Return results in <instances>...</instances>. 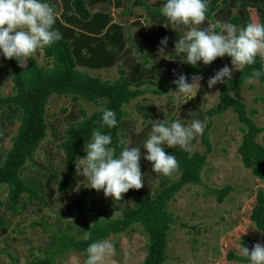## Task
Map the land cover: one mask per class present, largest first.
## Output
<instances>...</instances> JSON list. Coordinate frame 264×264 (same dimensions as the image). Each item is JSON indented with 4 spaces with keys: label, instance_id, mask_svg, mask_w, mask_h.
<instances>
[{
    "label": "rangeland",
    "instance_id": "1",
    "mask_svg": "<svg viewBox=\"0 0 264 264\" xmlns=\"http://www.w3.org/2000/svg\"><path fill=\"white\" fill-rule=\"evenodd\" d=\"M135 1H130L126 14L114 6L110 10L113 21L125 27L128 43H139L140 49L135 51L139 61L154 70V80L163 78L172 81L180 73L185 74L191 65L182 62L181 57L174 52V42L180 33L172 29L163 16H156V8L161 7L164 0H146L151 5L150 9ZM46 2L60 11V0ZM261 5L264 6L262 0ZM239 8H220L214 18H206L202 26L217 20L229 22ZM92 9L97 10L98 7ZM247 9H250L251 22L260 20L264 23V14L258 8ZM165 36L168 42L164 46V54H160L159 41ZM34 56L41 65H47L42 49L34 53ZM122 63L121 60L109 68L85 69L79 66L78 69L112 82L120 77ZM211 64L212 69L206 75H200L202 78L198 84L193 85V96L176 97L172 91L166 94L148 92L125 106L127 114L123 119L121 139L127 141L129 146L141 148L152 121L165 119L170 122L178 119L182 124H188L194 119L205 121L207 118L203 133L190 143L187 150L190 153H203L206 149L203 142L205 134L212 152L202 172V184L185 187L169 203L175 223L169 232L165 264H244L230 261L226 257L229 251L240 254L244 236H248L254 243L264 245V231H259L250 217L257 191L264 189V180L254 176L241 161L238 148L242 141L243 126L232 110L219 116L208 117L207 114L209 109L218 104L222 83L209 89L206 81L224 65L231 68L230 59L218 57ZM210 65L204 66L198 62L202 69ZM238 72L233 70L232 78ZM11 77L7 60L0 57V95L11 93ZM233 95L246 104L256 124L264 127V84L259 81L248 83ZM98 108L82 98L75 100L71 96L56 94L50 98L46 111L47 136L22 171L25 182L38 191L42 201L24 196L15 212L8 208L6 191L1 193L0 199L5 205L0 207V215L8 221V226L0 233V264H25L33 256H41L52 245V232L65 231L82 238L95 221L120 216L122 210L132 207L140 196L154 195L178 178V171L168 177L153 173L150 162L142 158L146 150L141 149L139 164L143 186L138 190L129 189L122 194V199L112 200L111 197H105L102 191L88 188L86 178L77 168L70 186L59 191V181L67 171L61 149L67 130ZM20 120V113L13 108L0 113V163L11 147ZM258 142L264 146V133L259 135ZM83 149L84 146L80 158L85 155ZM225 186H229L231 191L224 202L219 203L209 189ZM107 239L113 243L115 251L106 259L105 264H143L148 235L140 225L128 233ZM83 259L82 254L69 252L57 264H82Z\"/></svg>",
    "mask_w": 264,
    "mask_h": 264
},
{
    "label": "trees",
    "instance_id": "2",
    "mask_svg": "<svg viewBox=\"0 0 264 264\" xmlns=\"http://www.w3.org/2000/svg\"><path fill=\"white\" fill-rule=\"evenodd\" d=\"M47 1V0H46ZM60 11L53 8L56 18L54 27L61 34V39L49 47L43 48L47 65H41L34 54L26 61L25 68L21 69L12 59H7L12 72V89L8 95H0V113L13 108L20 113L21 120L17 133L12 137L11 147L0 163V195L7 193L8 208L17 211L22 198L42 201L38 191L27 185L22 171L33 159L40 144L47 136L46 111L50 98L53 95L71 96L77 100L82 98L94 103L99 108L90 116L71 125L67 136L61 144L67 167L66 174L58 184L59 191L70 186L76 176L75 162L80 158L84 144L90 139L93 129L110 132L114 153L118 154V141L127 106L132 100L142 97L148 92L166 94L175 90L171 81L163 78L154 80V70L146 63L139 62L137 57L128 50V55H121L126 47L124 27L113 22L108 8L102 7L92 12L91 7L97 2L107 3L110 0H60ZM264 1V0H262ZM138 5L147 9L151 5L146 0H136ZM240 7L229 22L243 26L250 22V9L256 7L264 14L261 0H209V9L206 17L213 19L221 8L230 9ZM156 8V16L162 17ZM230 59L229 57L225 56ZM123 61L120 77L115 81L103 80L94 77L78 67L89 69L109 68ZM213 64L202 69L199 66H189L185 70L186 78L195 74L206 75ZM259 62L245 66L227 84L222 83L219 90L218 104L207 111L208 117L222 115L232 110L238 122L243 126V136L238 153L244 166L250 169L254 176L264 180V146L258 142L264 127H260L248 112L246 104L233 93L239 92L246 84L245 77L250 75L253 68L259 69ZM191 80L188 79V82ZM259 82L264 84V76ZM150 86H153L152 88ZM264 99V97L262 98ZM114 111L117 124L112 129L99 128L101 118L100 107ZM206 132V131H205ZM203 142L206 149L203 153H190L180 148H165L166 154H174L179 172L177 179L163 186L154 195L140 196L132 207L122 210L120 216L97 220L87 235L88 240L65 231L52 232V245L41 256H33L25 264H57L58 260L69 252H78L84 256V249L95 240L107 239L128 233L136 225H140L148 235L147 254L143 264H165L169 232L175 223L174 216L169 210V203L185 187L202 184V172L208 163L212 146L204 134ZM219 203L229 195L231 188H210ZM256 202L251 210V220L259 231H264V189H259ZM0 199V207H4ZM8 226V221L0 215V233ZM46 229V227H44ZM255 244L248 236H244L242 245L249 251ZM228 260L244 263L240 254L229 251ZM16 264V263H13Z\"/></svg>",
    "mask_w": 264,
    "mask_h": 264
},
{
    "label": "clouds",
    "instance_id": "3",
    "mask_svg": "<svg viewBox=\"0 0 264 264\" xmlns=\"http://www.w3.org/2000/svg\"><path fill=\"white\" fill-rule=\"evenodd\" d=\"M208 9L209 0H164L159 12L167 24L180 33L174 42V52L182 62L193 67H197L198 62L208 66L218 57L230 58L231 68L226 64L207 79L209 89L219 83L227 84L232 79L233 70L240 71L257 61L259 69L253 68L245 82L258 81L264 76V23L257 20L238 26L217 20L202 26ZM55 23L54 10L46 0H0V57L12 59L18 67L25 68L26 61L34 53L62 38L54 27ZM167 42V36L160 39V54H164ZM201 78L199 74L186 78L180 73L171 81L175 85L172 93L176 97L193 96V85ZM99 111V128L112 129L117 124L114 111L103 106ZM205 121L194 119L188 124H182L178 119L152 121L142 148L120 140L118 154L110 147V132L93 129L84 145L85 155L75 162L76 168L86 178L88 188L102 191L112 200H120L129 189L138 190L143 186L139 164L141 149L146 150L142 158L150 162L152 172L168 177L177 170L178 164L175 155L166 154L164 149L179 147L187 150L190 143L203 133ZM84 239L88 240L89 236L85 234ZM114 251L110 240H95L84 249L82 264H105ZM239 253L245 264H264V245L260 243L253 244L251 251L241 246Z\"/></svg>",
    "mask_w": 264,
    "mask_h": 264
},
{
    "label": "crops",
    "instance_id": "4",
    "mask_svg": "<svg viewBox=\"0 0 264 264\" xmlns=\"http://www.w3.org/2000/svg\"><path fill=\"white\" fill-rule=\"evenodd\" d=\"M130 1L131 0H110V2H107V3L97 2V3L93 4L92 7L96 6V8L98 7V9L97 10H93L92 7H91V10H92V12H97L98 10H101L102 7H104V8L109 7L108 10L111 13L110 8L113 9L114 7H116L117 9H122V13L123 14H126V12L128 11V9H127L128 4L131 3ZM60 7H61V1H60ZM113 22L118 23V24H120V25L123 26V24L120 23V22H116V21H113ZM124 30H125V27H124ZM125 36H126V47H125L124 51L121 53V55H126L127 56L128 55V50H131L132 51V55L135 56V57H137L135 51L138 52V50L140 49L139 43L138 44L128 43V36L126 34V30H125ZM137 60L139 61L138 58H137ZM139 62H141V61H139ZM114 66H112V67H114Z\"/></svg>",
    "mask_w": 264,
    "mask_h": 264
}]
</instances>
